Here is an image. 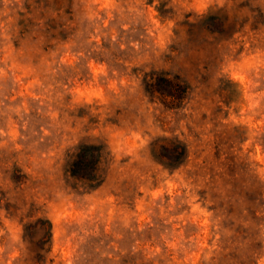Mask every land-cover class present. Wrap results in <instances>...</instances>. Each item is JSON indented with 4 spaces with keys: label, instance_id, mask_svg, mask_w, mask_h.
Here are the masks:
<instances>
[{
    "label": "rangeland",
    "instance_id": "obj_1",
    "mask_svg": "<svg viewBox=\"0 0 264 264\" xmlns=\"http://www.w3.org/2000/svg\"><path fill=\"white\" fill-rule=\"evenodd\" d=\"M0 264H264V0H0Z\"/></svg>",
    "mask_w": 264,
    "mask_h": 264
},
{
    "label": "trees",
    "instance_id": "obj_2",
    "mask_svg": "<svg viewBox=\"0 0 264 264\" xmlns=\"http://www.w3.org/2000/svg\"><path fill=\"white\" fill-rule=\"evenodd\" d=\"M147 92L157 96L171 105L179 104L189 93L190 87L180 76L154 72L147 77ZM160 156L168 160L172 166L181 165L188 158V148L180 141L171 144H161ZM69 163V172L78 178L91 182L99 181L100 169L104 159V147L97 143H80L72 152ZM53 224L45 215H40L33 222L26 223L25 237L34 240L33 232H37V254L39 258L51 251ZM32 232V233H30Z\"/></svg>",
    "mask_w": 264,
    "mask_h": 264
}]
</instances>
